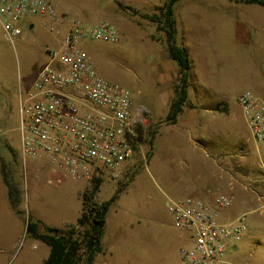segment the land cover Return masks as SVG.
<instances>
[{
	"label": "rangeland",
	"instance_id": "374dc122",
	"mask_svg": "<svg viewBox=\"0 0 264 264\" xmlns=\"http://www.w3.org/2000/svg\"><path fill=\"white\" fill-rule=\"evenodd\" d=\"M164 1L51 0L60 14L89 24L104 19L118 30V42L90 41L83 49L101 77L128 88L137 106L149 111L141 147L125 172L113 179L104 170L95 186L47 162L19 157V100L48 62L47 48L58 44V36L39 24L32 29L21 24L12 43L0 35V156L12 161L11 178L23 198L28 195L30 209L50 222H75L83 192L97 204L116 197L107 217L127 221L123 240L127 233L138 264H180L178 249L185 240L172 226L166 196H197L212 204L227 196L232 202L220 210V221L243 214L245 230L222 264H264V148L247 141L237 103L244 90L264 98V7L237 0L176 2L175 40L190 59L188 99L201 104L184 106L174 123H166L162 95L168 90L165 81L177 78L178 65L165 56L164 32L147 17ZM171 236L177 249H167ZM16 253L2 254L0 264H23L24 252Z\"/></svg>",
	"mask_w": 264,
	"mask_h": 264
},
{
	"label": "built area",
	"instance_id": "2783aa9c",
	"mask_svg": "<svg viewBox=\"0 0 264 264\" xmlns=\"http://www.w3.org/2000/svg\"><path fill=\"white\" fill-rule=\"evenodd\" d=\"M38 18V19H37ZM54 33L57 47L19 100L20 155L23 161L45 159L75 179L91 180L106 170L113 179L139 149L146 121L131 91L100 76L83 49L90 41L116 43L117 28L104 19L89 24L68 14L58 15L51 0H0V35L9 42L21 24L36 20ZM237 103L248 130L247 141L264 148V98L242 91ZM221 196L215 204L195 196H166L173 226L185 243L181 264H222L229 246L240 239L243 214L220 221V210L231 205Z\"/></svg>",
	"mask_w": 264,
	"mask_h": 264
},
{
	"label": "trees",
	"instance_id": "16d2710c",
	"mask_svg": "<svg viewBox=\"0 0 264 264\" xmlns=\"http://www.w3.org/2000/svg\"><path fill=\"white\" fill-rule=\"evenodd\" d=\"M179 0H166L152 15H147L152 22H157V29L162 30L169 57L178 65V83L174 87L173 97L168 105V112L165 117L166 123H174L178 114L184 106L193 108L194 105L188 99L190 59L185 48L176 44L174 5ZM245 4H258L264 7V0H237ZM121 7V5L119 4ZM121 8H128L122 6ZM139 140L142 141V129ZM134 150H138L134 146ZM2 176L8 190V200L12 207H17L19 191L14 185L10 176L8 166L2 162ZM95 186L99 185V178L92 180ZM93 194V192L91 193ZM90 195L87 192L81 194V213L77 219L76 227L67 229L47 228L46 232L39 231V223L36 221L27 222L26 231L36 239L45 243L49 247L47 259L42 264H76L80 259L81 250L86 253V262L91 264L95 252L99 250L100 236L102 234L105 216L108 207L115 200L112 197L109 201L97 204L90 202Z\"/></svg>",
	"mask_w": 264,
	"mask_h": 264
},
{
	"label": "crops",
	"instance_id": "0c3cea01",
	"mask_svg": "<svg viewBox=\"0 0 264 264\" xmlns=\"http://www.w3.org/2000/svg\"><path fill=\"white\" fill-rule=\"evenodd\" d=\"M156 7H159V6H156ZM156 9L157 8H155V10ZM56 13L58 15H62L58 13L57 10H56ZM37 19L29 21L28 23L29 28L32 29L35 24H38ZM175 28H176V21H175ZM166 50H167V46H166ZM165 56H168V58H170L168 55V51H166ZM165 82L168 83L166 85V88L168 90H166V92L163 93L162 100L168 106L173 97L174 87L178 83V75L176 79L171 77V78H168ZM189 94H190V91L188 89V97H189ZM200 104L201 102H198L197 104L194 103L193 105H195L196 107H199ZM196 107H193V108H196ZM144 109L146 111V120H147V117H149V111L145 107ZM206 111L212 112L210 108L206 109ZM19 157L21 158L20 154H19ZM28 161L47 162L45 159L28 160ZM2 162L5 166L6 165L8 166V170L10 172L11 171L10 163H12V161H6L0 156V177H1V183H0V261L2 259V256H1L2 254L17 251L16 253L17 255L20 254V252H24L23 259H22L23 264H42L48 257L49 247L45 243L41 242L39 239H36L33 235L27 233L26 227H27L28 220L38 222L39 231L41 232H46L47 228L49 227L56 228V229H67L72 226L76 227L77 219L80 216L81 207H82L81 196H80V202H81L80 211H79V215L76 218L75 222H71L70 220L65 219V218H61V220L58 222H55V220L51 219V222H50L46 218L43 217L42 212H39V211L36 212L30 209L28 195L25 192L26 194L25 196H27V198L25 197L27 200L25 203V198H23V195H24L23 189L20 187V185L14 182L15 187L19 191V199H20L18 206L14 208L9 203L8 190H7L6 184L3 181L2 167H1ZM126 170H127V167L125 163V165L121 169V172H125ZM102 174H103V171L101 170L96 172L94 174V177L91 179V181L95 178L100 177ZM10 176H12V174H10ZM232 182L233 181H227L229 187H233ZM262 206H264V203L262 204ZM123 222L125 223V226L128 224L127 221H123L122 219H120V221L114 222L112 218L107 217V212H106L105 224H104L102 234L100 236L99 250L95 252L91 264H138L135 260L132 249L127 246L128 240H129V236L127 233L124 236V240H123V231L121 228L123 226ZM115 224L116 226H119V228H116L112 234L113 226ZM172 226H173V223H172ZM173 228L177 230L174 226ZM179 236L181 238L183 237L181 233L179 234ZM171 238H172L171 244L167 246V249L171 250V248L173 247L177 249L178 240L174 236H171ZM22 240H24L23 244H22ZM34 242H37V243L39 242V243L37 245ZM179 249H178V254H179ZM80 252H81V256L76 264H87L86 257H85L86 253L83 252L82 250ZM179 258H180V254H179ZM139 264H143V263L141 262ZM180 264H181V260H180Z\"/></svg>",
	"mask_w": 264,
	"mask_h": 264
}]
</instances>
